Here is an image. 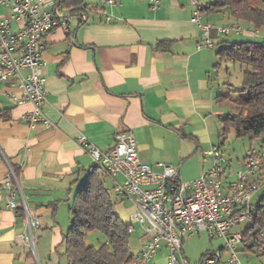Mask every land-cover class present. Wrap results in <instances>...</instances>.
<instances>
[{
    "label": "crops",
    "instance_id": "0c3cea01",
    "mask_svg": "<svg viewBox=\"0 0 264 264\" xmlns=\"http://www.w3.org/2000/svg\"><path fill=\"white\" fill-rule=\"evenodd\" d=\"M53 1L68 21L67 29L55 28L43 39L42 113L52 126L29 128L22 117L32 111V104L14 103L11 96L21 95L17 83L0 84V182L8 175L6 159L16 170L21 192L16 200L23 199L30 219L39 223L32 230L31 248L21 240L28 234L25 214L6 209V192L0 190V264H34L33 256L41 264H68L57 220H62L63 207L69 217L72 195L94 166L88 151L77 143L79 136L107 151L116 133L130 134L139 160L153 170H159L157 163L177 166L183 182V163L196 156L197 173L184 182L202 175L212 163L204 153L215 146L207 124L225 114L224 101L217 103L216 96L226 94L229 65L236 63L217 54L227 43L214 33L213 48H196L201 30L190 21V0H162L157 8L149 0H115L111 5L106 0H79V6L69 5L70 0ZM209 3H200V8ZM8 13L0 6V18ZM212 13L216 12L201 13V22L214 24ZM10 29L14 32L18 25L11 22ZM224 158L223 170L229 175L233 159ZM120 181L109 178L113 192ZM126 200L131 204L125 206L118 197L113 212L132 228L138 254L146 235L132 220L134 202ZM206 236L195 262L186 261L182 238V264H199L215 253L220 254L217 264H229L224 240ZM42 237L48 245H38L36 239ZM247 248L243 251L255 252L262 245L257 241ZM167 254L162 245L148 264H167Z\"/></svg>",
    "mask_w": 264,
    "mask_h": 264
},
{
    "label": "built area",
    "instance_id": "2783aa9c",
    "mask_svg": "<svg viewBox=\"0 0 264 264\" xmlns=\"http://www.w3.org/2000/svg\"><path fill=\"white\" fill-rule=\"evenodd\" d=\"M162 0H149L157 8ZM115 0H106L113 4ZM194 7L190 21L201 30V39L196 48L210 49L215 46L211 40L214 33L217 38L234 35H247L261 38L264 32L252 25L239 22L217 26L202 23L200 3L190 0ZM0 6L7 7L9 13L0 18V84H18L21 95L11 96L16 105L26 102L32 104V111L22 117L29 128L41 125L50 128L52 123L44 117L42 105L45 101V79L42 59L43 39L55 28L67 29V16L62 18L58 6L53 0H0ZM85 20V15L81 17ZM65 17V18H64ZM109 20V17H106ZM18 25L16 31H10V23ZM213 30V31H212ZM25 71V74H22ZM133 136L126 133L114 135V145L107 151L92 146L83 137H77V143L90 154L93 165L102 175L116 179L114 191L121 199H130L136 206L132 220L139 223L145 231L146 239L141 250L133 255L130 264H148L164 245L168 251L167 264H182V238L186 234L194 235L206 232L211 238L224 240L229 253V264L238 263L236 249L254 242L245 238L243 231H232L234 227L252 224L257 212L254 195L264 186V142L258 148H251L243 159L244 170L235 173V180L225 177L223 164L225 158L219 147H212L204 154L211 166L196 179L182 182L178 177V167L163 163L155 164L153 170L143 164L137 155ZM8 167L7 178L0 182V190L6 192L5 208L21 210L25 214L28 234L21 237L31 248L34 247L33 228L39 223L30 219L27 206L21 196L15 169ZM21 198V197H20ZM129 234L132 228L128 229ZM259 236H264L260 231ZM220 254L205 255L199 264H217Z\"/></svg>",
    "mask_w": 264,
    "mask_h": 264
},
{
    "label": "trees",
    "instance_id": "16d2710c",
    "mask_svg": "<svg viewBox=\"0 0 264 264\" xmlns=\"http://www.w3.org/2000/svg\"><path fill=\"white\" fill-rule=\"evenodd\" d=\"M254 1L214 0L200 8V12L217 13L227 8L236 21L264 28V9L254 8ZM69 5L79 6L80 2L70 0ZM217 54L246 68L235 99H230L228 93L216 96L217 103L230 101L237 108L234 114L219 116L224 133L232 128L237 138L247 136L251 140L256 139L264 133V42L230 43L221 47ZM102 180L99 170L91 166L72 195L70 224L62 237L68 264H130L133 255L128 247L129 226L114 214V200ZM254 203L258 207L254 222L245 228L244 236L248 240L253 238L254 243H261L262 249L256 252L259 253L264 251V236H259L264 228V193ZM92 231L103 237L98 247L88 246L83 240Z\"/></svg>",
    "mask_w": 264,
    "mask_h": 264
},
{
    "label": "rangeland",
    "instance_id": "374dc122",
    "mask_svg": "<svg viewBox=\"0 0 264 264\" xmlns=\"http://www.w3.org/2000/svg\"><path fill=\"white\" fill-rule=\"evenodd\" d=\"M198 1L201 4H205L210 1L213 2L214 0H198ZM252 6L254 8L264 9V0H256L252 3ZM233 20L235 19L231 17L230 12L227 8H224L218 11L217 13L210 14V21H212L217 26L231 24L230 21L233 22ZM238 22L241 24H245V22L243 21H238ZM260 29L264 31V28H260ZM223 38L225 39L227 44L235 43V42L239 43V42H245V41L260 43L262 41L261 38H254L252 36L249 37L247 35H234L233 36V34H231L228 36H224ZM229 68H230L229 76L227 77L225 81V84H226L225 92L230 94L229 95L230 99H235L237 97L236 91L239 90L242 84V78H241L242 73L245 71L246 68L241 67L243 69L242 70L238 63H235L234 65H229ZM223 104H224L225 114H234L237 112V108H235V106L230 101H224ZM207 125H208L207 126L208 134L210 135L214 145L216 147H219L222 150L226 158L233 159V165H232L231 170L229 171V175L225 174V177H228L229 180L234 181L236 179L235 173L239 170H244L243 158L246 152L250 150L251 148L253 149L258 148V146L264 142V133L260 134V136L257 137L256 139L251 140L247 136L237 138L232 128H228V130L225 131L224 133L223 126L218 121V118L217 120L215 119L214 121H211ZM197 163H198V159L196 156H191L188 160H185V162L183 163L184 166L181 170L182 180L187 181L186 179L196 175ZM102 181L104 182L105 188L108 190V192L110 193L114 201L118 200L119 196H117L116 193L113 192L112 184L109 182V178L103 177ZM263 193H264V186L257 193H255L254 199H257ZM124 202H126L124 203L125 206H127L128 204H131L126 199H124ZM61 215H62L61 216L62 220H57V222L60 224L63 232L66 233L69 227V224H70V220H69L68 214H66L64 207H63V211L61 212ZM245 226L246 224H243L241 226L242 227L241 230L243 232L245 231ZM46 230L48 229H44V231ZM262 231L264 232V228ZM202 238H207L206 233L199 232V234H194V235H188L185 233V235L183 236V239H184L183 247H184V254L186 257L185 258L186 261L195 262L196 260H198L200 253L202 252L200 249L205 247L204 241L203 243L201 241ZM83 240L85 244L88 246L98 247L102 243L103 237L101 236L100 233L96 231H92V232H88V234L84 236ZM36 241L38 242V245L40 244L48 245V241L44 240L43 237L40 239H36ZM37 242L35 246H37ZM128 245H129L128 247L130 249L129 251L131 252V254H136L140 249L137 239L132 234H130ZM59 249H61V247ZM236 250H237L236 255L238 257L239 264H264V252L256 253L257 251L253 252V250L251 249L243 251V248L241 245H238ZM33 259L35 262L34 264H38L40 262L39 259L35 258L34 256H33ZM223 261L221 264H226Z\"/></svg>",
    "mask_w": 264,
    "mask_h": 264
}]
</instances>
